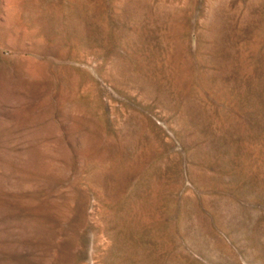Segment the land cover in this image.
Wrapping results in <instances>:
<instances>
[{
  "label": "rangeland",
  "instance_id": "obj_1",
  "mask_svg": "<svg viewBox=\"0 0 264 264\" xmlns=\"http://www.w3.org/2000/svg\"><path fill=\"white\" fill-rule=\"evenodd\" d=\"M0 264H264V0H0Z\"/></svg>",
  "mask_w": 264,
  "mask_h": 264
},
{
  "label": "bare ground",
  "instance_id": "obj_2",
  "mask_svg": "<svg viewBox=\"0 0 264 264\" xmlns=\"http://www.w3.org/2000/svg\"><path fill=\"white\" fill-rule=\"evenodd\" d=\"M64 10V9H63ZM70 10V9H69ZM72 12V11H71ZM79 12V11H78ZM70 13V12H69ZM73 13V12H72ZM54 19H56V18H54ZM67 19V18H66ZM70 19V18H69ZM50 20V19H49ZM60 20H61V18H60ZM102 32V31H101Z\"/></svg>",
  "mask_w": 264,
  "mask_h": 264
}]
</instances>
